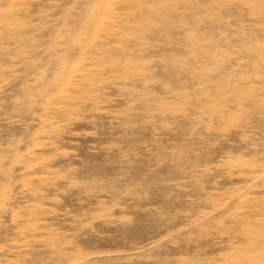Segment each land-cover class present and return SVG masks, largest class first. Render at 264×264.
<instances>
[{
	"label": "rangeland",
	"instance_id": "obj_1",
	"mask_svg": "<svg viewBox=\"0 0 264 264\" xmlns=\"http://www.w3.org/2000/svg\"><path fill=\"white\" fill-rule=\"evenodd\" d=\"M0 264H264V0H0Z\"/></svg>",
	"mask_w": 264,
	"mask_h": 264
},
{
	"label": "bare ground",
	"instance_id": "obj_2",
	"mask_svg": "<svg viewBox=\"0 0 264 264\" xmlns=\"http://www.w3.org/2000/svg\"><path fill=\"white\" fill-rule=\"evenodd\" d=\"M136 1H137V0H136ZM134 3H135V2H134ZM40 5H41V4H40ZM2 7H3V6H2ZM11 7H12V6H11ZM29 7H30V6H29ZM32 13H33V12H32ZM99 13H100V12H99ZM101 17H102V16H101ZM33 20H34V19H33ZM33 20H32V21H33ZM78 46H79V45H78ZM83 48H84V47H83Z\"/></svg>",
	"mask_w": 264,
	"mask_h": 264
}]
</instances>
